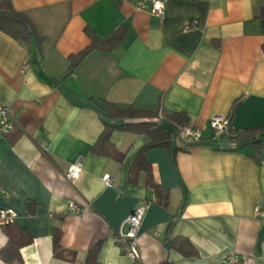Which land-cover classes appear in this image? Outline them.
Returning <instances> with one entry per match:
<instances>
[{
	"label": "crops",
	"instance_id": "1",
	"mask_svg": "<svg viewBox=\"0 0 264 264\" xmlns=\"http://www.w3.org/2000/svg\"><path fill=\"white\" fill-rule=\"evenodd\" d=\"M10 2L42 38L26 48L0 31V105L12 121L0 135V208L14 210L31 236L18 264H86L96 245L98 264H131L114 236L141 204L142 264H226L229 252L243 256L241 264H264V217L254 214L264 209V147L256 157L250 147L264 132L233 139L264 126V29L254 18L264 0H166L159 16L132 0ZM119 25L118 44L68 68V56L88 46L90 34L107 37ZM101 99L156 116L108 118L96 104ZM180 112L200 128V139L187 142L176 130L169 147L143 155L168 191L165 204L154 200L145 171L131 170L147 134L114 127L109 140L121 160L93 148L104 122L157 123L158 113ZM214 115L229 120L219 140L208 127ZM78 158L81 171L70 181L65 172ZM178 236L193 254L170 246ZM7 241L0 226V249Z\"/></svg>",
	"mask_w": 264,
	"mask_h": 264
},
{
	"label": "trees",
	"instance_id": "2",
	"mask_svg": "<svg viewBox=\"0 0 264 264\" xmlns=\"http://www.w3.org/2000/svg\"><path fill=\"white\" fill-rule=\"evenodd\" d=\"M258 19L260 26L264 29V7L257 9L255 15ZM0 31L7 34L16 40L17 42L23 44L24 46H31L32 40L41 41V36L39 37L34 24L32 21L23 13L15 10L12 6L10 0H0ZM125 32V27H117L112 33L107 37H98L94 34H90V44L77 52L76 54H71L68 56L69 69L74 68L81 59L90 51L94 49L107 50L118 44ZM262 52H264V44H262ZM98 108L105 114L108 118L114 117H126V118H140V117H154L156 116L155 111L148 110H138L131 107L120 108L106 100H99L96 103ZM230 119V118H229ZM186 116L183 113H172L164 114L160 122L152 121H141L136 123H122L118 126H113L107 122H104L103 129L97 137L94 143V150L97 153L109 155L117 160H121L122 153L117 151L112 144H110V132L114 127L121 128L127 131H133L136 133L147 134L149 140L148 142L139 150L134 165L131 170L134 172L138 170H144L146 174V184L153 191L154 200L165 204L168 198V191L166 188L162 187L160 184L156 183L152 178V173L150 165L145 161L144 152L147 148L155 146H166L169 147L170 137L173 132L177 130L180 124L186 123ZM162 121L168 123V126L163 125ZM264 132V126H257L256 128H247L243 130V134L240 137L234 136L235 140H244L258 136L259 133ZM252 156L256 157L258 151L264 147V141L260 139H255L250 142ZM8 237V241L4 247L0 249V258L7 263H20L21 258L19 254V249L25 244L31 241L30 233L24 226L18 224L16 220L12 223L5 224L1 226ZM52 249L53 252H58L61 250L60 245V232L58 228H54L52 232ZM170 246L184 255H191L194 252L192 244L184 237L178 236L174 238ZM97 245L90 251L86 257V264H98L96 261L97 255Z\"/></svg>",
	"mask_w": 264,
	"mask_h": 264
},
{
	"label": "built area",
	"instance_id": "3",
	"mask_svg": "<svg viewBox=\"0 0 264 264\" xmlns=\"http://www.w3.org/2000/svg\"><path fill=\"white\" fill-rule=\"evenodd\" d=\"M134 5L139 9L147 10L152 15H161L166 0H132ZM162 118L161 113L157 114V121ZM229 120L225 116L214 115L209 120L211 129V138L214 140L221 139L222 136L228 134ZM12 121L6 106L0 105V135L4 134L11 127ZM200 128L193 124L184 123L177 127V137L187 142H195L200 139ZM82 163L78 158L69 164L65 177L73 181L77 178L81 171ZM103 183L108 186L111 183L109 174L105 173L101 177ZM68 207L70 210H76V205L69 202ZM146 204H141L134 208L120 223L119 229L114 236V242L119 246L120 251L130 258L131 264H142L139 248H138V228L141 223L142 216L145 212ZM254 214L260 218L264 217V209L256 206ZM17 213L10 208H0V226L7 225L16 220ZM226 264H241L243 256L236 252H229L225 256Z\"/></svg>",
	"mask_w": 264,
	"mask_h": 264
},
{
	"label": "water",
	"instance_id": "4",
	"mask_svg": "<svg viewBox=\"0 0 264 264\" xmlns=\"http://www.w3.org/2000/svg\"><path fill=\"white\" fill-rule=\"evenodd\" d=\"M226 146H227L226 142L221 143V148H226Z\"/></svg>",
	"mask_w": 264,
	"mask_h": 264
}]
</instances>
